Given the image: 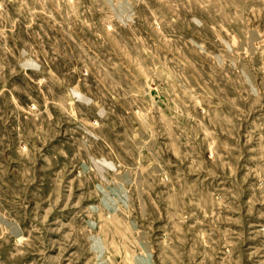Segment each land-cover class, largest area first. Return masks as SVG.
<instances>
[{"label":"rangeland","instance_id":"rangeland-1","mask_svg":"<svg viewBox=\"0 0 264 264\" xmlns=\"http://www.w3.org/2000/svg\"><path fill=\"white\" fill-rule=\"evenodd\" d=\"M0 264H264V0H0Z\"/></svg>","mask_w":264,"mask_h":264}]
</instances>
